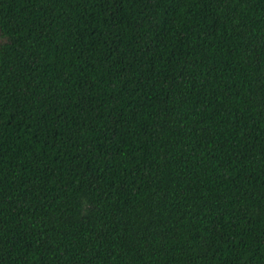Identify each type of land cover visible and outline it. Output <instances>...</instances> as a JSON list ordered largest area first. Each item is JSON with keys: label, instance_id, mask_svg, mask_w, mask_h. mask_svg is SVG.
Here are the masks:
<instances>
[{"label": "trees", "instance_id": "trees-1", "mask_svg": "<svg viewBox=\"0 0 264 264\" xmlns=\"http://www.w3.org/2000/svg\"><path fill=\"white\" fill-rule=\"evenodd\" d=\"M0 264H264V0H0Z\"/></svg>", "mask_w": 264, "mask_h": 264}]
</instances>
